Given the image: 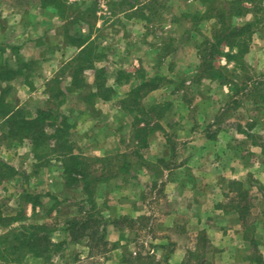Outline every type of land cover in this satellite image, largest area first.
Listing matches in <instances>:
<instances>
[{"label": "rangeland", "instance_id": "374dc122", "mask_svg": "<svg viewBox=\"0 0 264 264\" xmlns=\"http://www.w3.org/2000/svg\"><path fill=\"white\" fill-rule=\"evenodd\" d=\"M103 1H106L107 6L105 13L101 11ZM134 1L62 0L63 5L57 20L44 21L27 30L23 25L24 16L17 12L19 6L35 11L38 3L44 4L48 0H0V61L13 67L20 57L34 63L32 85L24 84L21 79L9 83L0 81V98L4 100L2 104L9 103L13 107L23 109L27 116H35L38 109L46 107L50 88L55 85L54 80H59L61 87L66 91L73 87L71 84L73 68L70 62L79 51L68 52L65 46L71 45L74 39L90 37L97 48L96 67L106 69L108 85L115 88L116 99L111 102L95 100L93 105L84 101V96L95 91V73L92 70L85 73L89 84L87 88L67 93L66 103L61 111L68 116L73 125L71 139L75 150L89 160L104 158L109 154L116 156L124 154L133 162L134 171L149 170L158 174L168 162L147 163L139 156V154L142 157L149 156L155 147L151 150L150 146L148 149L138 146L137 141L131 136L133 117L116 105L117 100L125 98L135 79L142 75L153 77L159 72L165 74L170 81L166 82L161 93L147 97L144 104L149 106L159 101L171 104L170 113L162 121L167 133L158 131L151 138L158 136L163 138L174 153L179 139L176 134L177 123L180 122L178 112L186 103L194 105L202 99L204 107L209 106L208 108L213 109V104L218 98L217 94L220 91L218 84L212 83L200 69L202 56L206 52L204 43L213 40L218 28V20L214 16L220 10H225L230 16L228 21L235 24L252 21L254 16L246 11L244 17L232 18L231 9L235 5V0H211L207 5L202 0H136L138 4L132 9L130 2ZM206 11L208 14L200 17V20L194 18ZM27 39L30 41L25 42ZM158 48L161 50L157 51ZM221 51L223 54L217 55L212 63L233 84L235 100L226 104L228 106L226 111L217 121L220 125L234 124V128L241 131L248 129V132L252 131L254 141L262 142L264 105L259 104L260 99L255 93H251L255 92L254 86L259 82H262V85L258 86L261 92L264 90V26L258 29L250 52L244 57L228 62L224 59L226 54H235L237 51L230 50L226 45L221 47ZM118 78L122 81L118 82ZM245 85L248 86V90L238 93L235 91L234 86L242 89ZM209 94L214 96L211 97ZM2 104L0 103V110ZM189 110V118L193 119L197 111L191 107ZM252 125L255 127L251 130ZM216 131L217 127L209 130L210 134ZM115 139L117 147L102 152L100 148L104 145L113 146ZM244 148L246 147H243L242 151L237 150L236 155L241 159L246 157L248 161L252 160L253 157L247 154L248 151ZM45 153L37 156L30 141L9 138L8 128L0 118V161L15 169V172L4 167L0 170V211L4 216H16L20 211H24L28 216V223H43L50 220L47 219L44 207L33 211L28 194L41 196L45 206L53 204L50 195L70 200L68 202L73 204L82 200L79 191L74 192L65 187L60 165L54 159L55 155L49 150ZM6 176L10 177L5 178ZM111 182L129 189L130 193H139L140 187L137 180L131 178V174L108 183ZM107 194L108 191L104 190L101 197H97L98 210L106 219L112 215L111 198L106 197ZM69 203L64 204V209L68 208ZM71 210L76 212L77 207ZM64 216L60 218L59 224H62ZM121 223L119 226L106 227L107 237L113 233H118L122 237V241L115 248L118 251L114 249L109 254L119 252L125 256V260L132 261L130 252L138 250L142 254L141 260L131 263L163 264V258L158 260L148 255L146 222L140 225L132 224L130 221ZM160 226L159 232H164ZM249 228L252 230L251 225ZM6 231L7 228L0 225V236ZM115 235L117 237V234ZM65 239L71 240L62 231L55 234L56 242ZM196 247L191 261L199 260L206 264L216 261L214 256H202V248H208V242L203 236H200ZM253 248L254 256H257L254 245ZM258 250L261 251V247ZM105 263V257L89 258V249L84 239L80 244L70 241L54 261L46 263L29 259L25 264Z\"/></svg>", "mask_w": 264, "mask_h": 264}, {"label": "trees", "instance_id": "16d2710c", "mask_svg": "<svg viewBox=\"0 0 264 264\" xmlns=\"http://www.w3.org/2000/svg\"><path fill=\"white\" fill-rule=\"evenodd\" d=\"M202 1L207 5L211 0ZM126 3L129 4V2ZM136 4H138L136 0L130 2L131 8L134 9ZM234 4L231 9L232 18H242L248 12L253 14V20L242 24L230 23L227 11L220 10L214 16L218 20L217 31L212 41L205 40L206 49L204 51L206 52L202 56L200 64L201 71L203 70L207 75L204 76L230 86L233 84L225 78L221 70L213 66L212 62L217 55L223 54L221 51L223 45H226L230 50L237 51L235 54H226L225 58L228 62L244 57L250 52L253 38L258 29L264 26V0H235ZM44 5L54 7L59 14L63 2L62 0H48ZM245 5L250 7L246 8ZM207 14L208 11L197 14L194 18L200 20V17ZM71 45L79 49L76 57L70 62V66L73 68L71 76L73 87L66 91L61 87L59 80H54L55 85L53 84L50 88L46 107L38 109L33 117L27 116L21 108L13 107L6 102L2 104L4 100L0 98L2 104L0 118L8 128L9 138L30 141L37 156L40 153L44 155L47 150L52 152L55 155L54 159L60 165L65 187L74 192L79 191L82 194V200L73 204L68 202L70 200H62L50 195L53 204L45 206L41 196L28 194L34 212L39 207H44L46 210L47 219L50 220L43 223H28V216L24 211H20L16 216H4L0 211V225L7 228V231L0 236V264H25L29 259L51 262L60 256L70 241L80 244L84 239L86 247L89 249V258L101 256L107 260L109 252L118 245V243L113 244L108 240L107 225L119 226L122 221H130L133 224L131 218L127 216L109 221L100 214L97 204L98 186L130 175L135 169L133 162L124 154L118 156L109 154L104 158L97 157L89 160L77 153L71 139L73 125H71L68 116L61 111L66 103L68 92L84 90L89 86L85 74L87 70H92L95 73V91L84 96V101L93 105L95 100L111 102L116 99L115 88L108 85L109 77L106 69L96 67L98 55L94 41L90 37L77 38ZM33 65L32 61L24 60L21 57L17 60L15 67L0 61V81L9 83L21 79L24 84L32 85ZM129 78L130 75H128ZM138 79L139 83L132 87L125 98L117 100L116 105L133 117L131 136L137 141L138 146L148 149L149 139L158 131H165L162 121L166 119L172 106L170 103L146 106L144 100L151 92L165 86L169 79L160 72L153 77L142 75ZM117 81L120 82L122 79L118 78ZM261 83L254 86L253 91L255 92L251 94L255 93L260 99L259 104L264 105V90L261 92L258 87L262 85ZM234 87L237 93L248 90L247 85L242 89L239 86ZM258 92L262 94H257ZM254 127L252 125L250 129L252 130ZM248 136L254 141L253 134ZM254 143L259 144L264 151V141L257 142L255 140ZM139 156L144 159L140 154ZM40 159L41 157L38 160ZM2 167L15 172L12 166L0 161V170ZM249 185L257 187L259 182L250 178ZM230 188L234 195L230 205L240 213L243 226L249 230L247 227L252 215L249 190L245 188L244 183L238 181L231 182ZM66 203H69L68 208L64 209L63 206ZM73 207H77L76 212H72ZM88 207L90 208L87 209ZM62 215H65V219L62 224H59ZM51 220L53 222H50ZM58 231L67 234L71 240L65 239L56 242L55 234ZM250 241L257 252V256L253 255V262L264 264V257L258 250L261 246L260 242L255 239Z\"/></svg>", "mask_w": 264, "mask_h": 264}, {"label": "crops", "instance_id": "0c3cea01", "mask_svg": "<svg viewBox=\"0 0 264 264\" xmlns=\"http://www.w3.org/2000/svg\"><path fill=\"white\" fill-rule=\"evenodd\" d=\"M29 9L19 6L17 11L24 16L23 25L27 30L44 21H55L59 15L54 7L41 2L35 11ZM65 48L68 52L79 51L71 45ZM137 79L133 86L139 83ZM210 81L220 88L217 100L213 101L214 107H204V99L194 105L186 103L185 108L182 107L178 112L180 122L177 123L176 134L179 139L174 153L163 138H151L149 146L151 150L155 147V151L144 156L145 161L168 164L158 174L149 170L133 171L131 178L137 180L139 193H130L129 189L112 182L101 184L97 189L98 197L104 190L108 191L106 197L111 198L112 215L109 218L112 221L127 216L136 225L146 222L148 255L158 260L163 258V264H206L190 259L200 236L208 242V248H202V256L215 257L216 261L211 264H255L251 239L260 242V252L264 257V151L248 136L252 131H239L234 124H219L217 120L226 111V104L235 100L234 90L219 80ZM164 87L151 92L148 97L161 93ZM156 103L162 102L153 104ZM190 107L197 111L193 119L189 118ZM213 127H217V131L210 134L209 130ZM164 129L167 133V129ZM116 147L115 139L113 146L104 145L100 149L106 152ZM243 147L253 157L252 160L236 155V151H242ZM250 178L256 179L259 185L251 187ZM234 181L244 183L249 190L252 215L248 224L252 230L249 225V230L243 226L240 213L230 205L234 196L230 183ZM159 226L164 232H159ZM112 236L108 237L111 243L119 244L122 241L118 233ZM130 253L132 261L125 260V256L119 252H113L105 264H133L131 262L141 260L142 254L138 250Z\"/></svg>", "mask_w": 264, "mask_h": 264}, {"label": "built area", "instance_id": "2783aa9c", "mask_svg": "<svg viewBox=\"0 0 264 264\" xmlns=\"http://www.w3.org/2000/svg\"><path fill=\"white\" fill-rule=\"evenodd\" d=\"M101 11L105 13L107 11L106 1L101 3Z\"/></svg>", "mask_w": 264, "mask_h": 264}]
</instances>
